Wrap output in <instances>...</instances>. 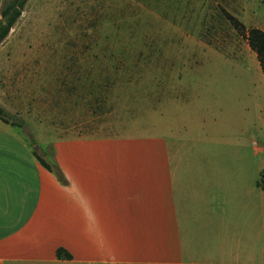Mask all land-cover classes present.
<instances>
[{"label": "rangeland", "instance_id": "374dc122", "mask_svg": "<svg viewBox=\"0 0 264 264\" xmlns=\"http://www.w3.org/2000/svg\"><path fill=\"white\" fill-rule=\"evenodd\" d=\"M250 28L264 32V0H26L0 43L10 104L25 107L9 110L22 125L8 129L39 156L67 149L54 143L77 124L165 135L169 99L171 112L204 114L171 121L174 131L220 137L264 188V79Z\"/></svg>", "mask_w": 264, "mask_h": 264}, {"label": "crops", "instance_id": "0c3cea01", "mask_svg": "<svg viewBox=\"0 0 264 264\" xmlns=\"http://www.w3.org/2000/svg\"><path fill=\"white\" fill-rule=\"evenodd\" d=\"M1 77L0 106L19 113ZM168 104L165 135L76 123L40 156L49 169L0 120V264H264V188L220 137L172 128L203 111Z\"/></svg>", "mask_w": 264, "mask_h": 264}, {"label": "trees", "instance_id": "16d2710c", "mask_svg": "<svg viewBox=\"0 0 264 264\" xmlns=\"http://www.w3.org/2000/svg\"><path fill=\"white\" fill-rule=\"evenodd\" d=\"M26 0H9L5 2L0 9V43L8 34L10 28L12 27L15 20L21 13L22 7ZM230 21L239 31L243 30L241 24L236 22L235 19L228 16ZM247 45L255 53L260 72L264 79V32L258 28H250L245 34ZM1 106H0V120L4 123L10 125L21 126L22 123L16 120L14 117H10ZM34 156L39 161V163L45 168H51V164L48 163L44 158H41L35 151H33ZM53 166L55 165L52 163ZM263 187V186H261ZM56 258H69V254L62 248H57L55 251Z\"/></svg>", "mask_w": 264, "mask_h": 264}]
</instances>
